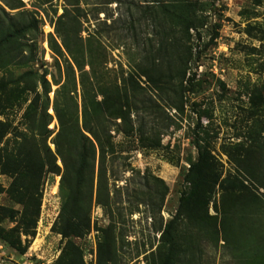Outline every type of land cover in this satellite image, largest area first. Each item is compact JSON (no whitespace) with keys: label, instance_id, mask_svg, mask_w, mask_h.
I'll use <instances>...</instances> for the list:
<instances>
[{"label":"trees","instance_id":"obj_1","mask_svg":"<svg viewBox=\"0 0 264 264\" xmlns=\"http://www.w3.org/2000/svg\"><path fill=\"white\" fill-rule=\"evenodd\" d=\"M54 1L33 0L34 10H29L22 0H0V69L24 68L17 75L10 71L8 77L0 78V116L32 93L22 115L24 130L0 119V174L11 178L6 192L21 206L17 211L0 205V224L6 218L16 221L4 234L0 227V236L21 252L27 248L28 242L23 245L19 233L33 237L43 181L49 174L59 175L61 204L51 231L61 236L63 245L56 264H86L73 238L89 232L92 203L104 206L110 199L107 164L115 154L111 132H133V113L163 111L147 94L148 87L163 96L166 106L181 110L184 93L192 88L190 63L199 56L191 39L200 40L199 28L205 25L206 17L198 0H147L145 12L154 27L152 37L136 74L122 73L119 84L118 78L112 79L108 69L100 65L106 60L97 56L105 53L103 46L92 43L90 37L94 36L81 35L80 0H63L60 14ZM253 1L260 4L263 0ZM44 19L53 27L46 43L60 79L46 67L39 72L42 63L39 68L30 66L36 60V38ZM142 76L147 87L139 84ZM51 82L57 85L52 100ZM249 107L253 115L264 109V86L251 89ZM53 119L55 130L49 128ZM200 140L198 135L193 139L197 156L184 175L187 185L176 212L159 225L158 243L145 255V264H201L202 240L214 246L221 240L233 255L242 252L237 264H264V228H257L260 224L254 214L258 197L231 173L221 177L219 163ZM239 146L236 164L255 176L260 151L246 149L244 156L240 153L244 148ZM263 181L254 190L264 186ZM217 191L218 203L214 201ZM165 193L166 189L161 198ZM211 202L215 214L209 213ZM182 221H186L188 231L179 230ZM113 234L111 225L102 230L95 264H121Z\"/></svg>","mask_w":264,"mask_h":264},{"label":"rangeland","instance_id":"obj_2","mask_svg":"<svg viewBox=\"0 0 264 264\" xmlns=\"http://www.w3.org/2000/svg\"><path fill=\"white\" fill-rule=\"evenodd\" d=\"M22 1L26 8L34 10L33 0ZM198 1L204 6L202 13L206 21L199 28L200 40L191 39L194 50L199 52L189 67L191 92L184 93L183 107L178 110L166 106L163 96L148 87L147 94L163 111L133 113L134 130L130 134L112 130L115 154L109 157L107 164L110 199L104 206L92 203L89 232L73 238L86 264H95L96 245L108 225L114 231L119 262L145 264V255L155 250L158 243L159 225L172 219L180 194L187 185L184 175L190 161L197 156V147L193 144L197 135L219 163L221 177L231 173L253 189L258 197L254 212L260 224L257 228H264V186L254 190V186L264 180V109L253 115L249 107L251 89L264 86V0L260 4L253 0ZM54 3L60 14L63 0ZM147 4V0H80L81 35H92V43L99 42L103 46L105 53H97V56H104L106 60L100 65L108 69L112 79L117 77L119 84L122 73L136 74L147 40L152 37L154 27L145 12ZM39 27L36 60L30 66L39 68L42 63L39 72L46 67L60 79L46 43L53 27L48 19ZM23 69L15 66L0 69V78L8 77L10 71L17 75ZM46 77L51 80L50 75ZM139 81L140 85L148 86L143 76ZM56 87L51 82L50 100ZM31 95L28 93L25 101L7 110L0 119L24 130L22 115ZM49 112L53 113L50 108ZM55 126L53 119L49 128L55 130ZM239 144L244 148L240 152L244 156L246 149L260 151L256 154L255 176L236 164ZM50 147L53 148L51 143ZM10 180L8 175L0 174V205L20 211L21 206L6 192ZM58 185L59 175L49 174L44 179L35 233L33 237L19 233L22 244L28 242L23 252L0 236V264H56L63 245L61 236L51 231L61 204ZM164 189L166 193L161 198ZM219 195L218 191L214 195L217 203ZM212 203L209 213L215 214ZM15 216L18 217L19 212ZM185 223H179L180 231L190 229ZM15 225L16 221L4 219L0 224L2 233ZM199 244L201 264H237L242 253L233 255L221 240L217 246L206 240Z\"/></svg>","mask_w":264,"mask_h":264}]
</instances>
